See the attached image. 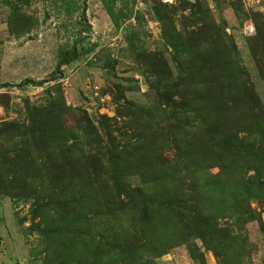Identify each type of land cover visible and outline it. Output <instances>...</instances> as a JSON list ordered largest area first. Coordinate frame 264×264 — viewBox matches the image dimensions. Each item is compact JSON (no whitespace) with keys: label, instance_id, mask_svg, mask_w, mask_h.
<instances>
[{"label":"rangeland","instance_id":"rangeland-1","mask_svg":"<svg viewBox=\"0 0 264 264\" xmlns=\"http://www.w3.org/2000/svg\"><path fill=\"white\" fill-rule=\"evenodd\" d=\"M112 8L0 0V264H264V0Z\"/></svg>","mask_w":264,"mask_h":264},{"label":"trees","instance_id":"trees-1","mask_svg":"<svg viewBox=\"0 0 264 264\" xmlns=\"http://www.w3.org/2000/svg\"><path fill=\"white\" fill-rule=\"evenodd\" d=\"M59 1L63 3L64 11L69 12L71 5L73 4V0H59ZM102 1H104V9H105V12L107 13L108 17L110 18L111 23L114 26H117V16L115 15V12L112 8L114 0H102ZM211 93H212V95L210 98V103H211L213 109L216 111V113L221 118V120L219 122H215L213 120L208 124L207 132H212L208 136V137H210L211 141L209 139L208 140H209V142H212L215 139V135L213 133L218 132L222 136L223 144L226 147H230L233 145L235 147L234 141H236L238 139H237L236 135L234 134V131L229 129L230 124L228 121H230V119L228 117L224 118L222 116L224 114V109L222 106L223 105L222 99L219 98L220 90L213 88L211 90ZM235 120H237V118L233 117L232 121H235Z\"/></svg>","mask_w":264,"mask_h":264},{"label":"built area","instance_id":"built-area-1","mask_svg":"<svg viewBox=\"0 0 264 264\" xmlns=\"http://www.w3.org/2000/svg\"><path fill=\"white\" fill-rule=\"evenodd\" d=\"M248 31H252V27H248Z\"/></svg>","mask_w":264,"mask_h":264}]
</instances>
